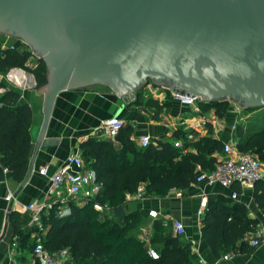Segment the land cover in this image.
<instances>
[{
  "label": "water",
  "instance_id": "95a60500",
  "mask_svg": "<svg viewBox=\"0 0 264 264\" xmlns=\"http://www.w3.org/2000/svg\"><path fill=\"white\" fill-rule=\"evenodd\" d=\"M0 35L45 66L32 161L53 101L68 89L107 87L127 107L149 80L201 102L264 109V0H0ZM113 216L125 214L118 207Z\"/></svg>",
  "mask_w": 264,
  "mask_h": 264
},
{
  "label": "trees",
  "instance_id": "16d2710c",
  "mask_svg": "<svg viewBox=\"0 0 264 264\" xmlns=\"http://www.w3.org/2000/svg\"><path fill=\"white\" fill-rule=\"evenodd\" d=\"M13 40L15 44L12 46L0 48V74L20 70L32 76L35 88L40 89L46 84L43 61L34 59L22 43ZM19 97L20 94L12 89H5L0 95V181L7 176L16 184L22 183L25 177L31 151L28 132L31 111L27 105L18 104ZM134 104L152 109L154 121L168 107L167 102L158 104L150 98L144 100L140 93H136ZM198 106L202 111L213 109L218 117H223L228 110V102H199ZM253 111L261 112L263 129L246 134L243 127L237 126L233 139L238 151L254 155L264 163V109L242 108V113ZM130 133L127 125L119 130L115 139L120 144L118 152L113 150L111 142L93 137L78 147L84 167L95 173L96 182L100 184L96 202L106 204L112 211L121 207L125 194L134 193L139 184H143L144 194L158 198L171 190L187 189L194 183L195 168L211 172L216 162L213 154H220L222 148V143L211 137L209 129L205 136L190 142L185 141L184 132L174 131L172 138L181 141V148H175L172 141L161 139H150L145 148H137L129 141ZM185 148L193 149L194 153H183ZM2 170L6 173L3 174ZM252 199L264 215V177L253 184ZM25 221L10 212L8 224L21 242L28 240V233L37 232ZM140 221L136 212L127 214L123 220H117L112 212L100 215L88 203L71 207L69 215L62 218H57L53 211L42 215L40 225L44 234L40 240L47 252L67 249L69 264H195L196 256L191 253L190 244L173 237L171 230L163 229L159 220L151 222L149 242L157 259H150L146 245L129 235ZM200 224V234L206 246L214 258H219L234 251L248 253L242 240L247 233L253 232L257 222L246 217L242 205L213 198L207 200Z\"/></svg>",
  "mask_w": 264,
  "mask_h": 264
},
{
  "label": "crops",
  "instance_id": "0c3cea01",
  "mask_svg": "<svg viewBox=\"0 0 264 264\" xmlns=\"http://www.w3.org/2000/svg\"><path fill=\"white\" fill-rule=\"evenodd\" d=\"M0 86L4 88H0V95L5 89L17 91L20 94L18 104L27 105L31 111L28 130L31 151L25 177L20 184L14 183L7 176L0 181V234L7 205L10 201L6 202L4 198L7 195L12 196L17 192L12 200L10 212L23 217L28 226V216L20 214V207L43 199L49 187L48 177L62 166L68 155L75 154L80 156L79 145L87 138L93 137L94 129L109 118L116 117L121 119L124 125L130 127V142H132L131 139L135 140L139 136L147 135L153 140H169L173 143L176 139L172 138V133L176 130H181L185 134L188 131H192L196 139L205 136L209 129L211 137L222 143L227 141L229 136L233 138L237 126L243 127V131L246 134L263 129L260 111L248 113V117H244L245 120L242 119V122L240 119H237L234 130L230 131L233 115L229 112V107L223 117L216 116L214 110L211 109L207 111L201 110V115H197L193 113L191 107H186L172 101L167 93H164V95L160 94L158 96V101L161 100V97L165 96L166 99L163 103L167 102L168 107L162 110L158 114L157 120L154 121L152 119V109L138 106L134 103L127 107H122L118 97L111 91L103 89H68L58 93L55 97L48 122L32 161L43 122L42 108L44 96L43 94H36V91L39 89L35 88L32 76L16 69L0 74ZM144 87L140 92L141 98L144 100L151 99L149 94L150 87ZM158 104H162V102ZM250 115L251 119H248ZM201 118H205L208 121L205 127H201L198 124ZM132 143L139 148L134 142ZM112 148L118 152L120 144L115 141L112 143ZM183 150V153H194V150L191 148ZM213 157L217 160L219 154L215 153ZM44 168L47 172L46 176L42 177L38 172ZM138 187L143 189V184H139ZM230 191L236 193V200L232 201L229 198ZM134 193L125 194L124 203L121 208L125 216L133 212L140 215L141 221L138 226L129 233V235L136 237L139 241H141L139 235L142 231H147L151 237V222L154 220L148 218L147 213L154 211L158 216L155 220H159L160 222H162V219L178 220L182 224L184 235L179 238L182 243L190 244L191 253L196 256L195 264H264V246H250V241L260 240L264 234V215L256 207L252 199V187L240 189L237 185H233L229 189L219 186L210 188L205 183L195 184L194 182L185 190H171L166 196L161 198L146 195L142 191L143 195L141 199L135 200L133 199ZM201 195H206L207 200L222 198L230 203L240 204L246 210V217L257 222L253 232L247 233L242 240L248 248V253L234 251L233 259L228 261L221 260L223 255L219 258L212 256L201 237L200 218L196 216ZM64 209L67 211V215H69L71 207L66 206ZM111 212L113 215L112 210L108 214ZM28 234V240L21 242L18 239V234L14 235L11 226L7 223L5 234L0 240V264H38L31 255L30 250V244L33 242L35 236H37V233L32 232ZM43 234L44 230L42 236ZM149 248L153 250L150 243Z\"/></svg>",
  "mask_w": 264,
  "mask_h": 264
},
{
  "label": "built area",
  "instance_id": "2783aa9c",
  "mask_svg": "<svg viewBox=\"0 0 264 264\" xmlns=\"http://www.w3.org/2000/svg\"><path fill=\"white\" fill-rule=\"evenodd\" d=\"M150 87L149 94L151 99L157 103L164 102L165 96L161 97L158 101L160 94L167 93L172 101L178 102L180 105L191 107L194 114L201 115L202 111L198 106L201 101L196 98H187L170 93L166 88L157 85H146L144 88ZM229 112L233 115V120L230 126V131H233L237 119H239L242 108L233 104L229 108ZM213 110V109H211ZM208 121L201 118L200 126L205 127ZM124 126V122L118 118H109L101 123L99 127L94 129L93 137L101 140H107L111 143L115 142L119 130ZM195 139L192 131L185 134V141L190 142ZM139 148H145L150 137L142 135L132 140ZM175 148H181L182 143L180 140L173 142ZM182 152H184L182 150ZM46 169L40 170V176H46ZM5 174L6 171L2 170ZM264 177L262 164L249 153L240 152L236 148V141L229 136L228 140L222 142L221 152L218 159L214 164V169L211 172H204L199 167L195 168V184L205 183L208 187L219 186L224 189H229L233 185H237L240 189L251 188L253 184ZM49 187L44 198L41 200L33 201L28 205L20 207V214L28 216V226L37 229V236L33 240L31 248V255L35 258L38 264H64L68 261L67 249H60L53 252H47L42 244L40 237L42 236L43 229L40 225V217L48 211H53L57 218H62L67 215L64 209L66 206L82 207L91 203L92 209L100 215L108 214L111 209L106 204L96 202V197L100 192V185L96 182L95 173L84 167V164L79 155H68L62 166L48 177ZM143 189L138 187L133 195V199L139 200L142 197ZM11 196L7 195L4 200L8 202ZM229 198L234 201L237 198L235 192L230 191ZM207 205L206 195H201L198 202V209L196 216L201 218ZM147 217L151 220L157 219V213L149 211ZM162 228L170 229L173 237H182L184 235V228L178 220L162 219ZM139 239L146 245L147 256L155 260L157 254L149 248L150 235L147 231H142ZM251 247L264 246V234L260 240L250 241ZM234 253H227L221 257V260L228 261L233 259ZM202 264V263H199Z\"/></svg>",
  "mask_w": 264,
  "mask_h": 264
},
{
  "label": "rangeland",
  "instance_id": "374dc122",
  "mask_svg": "<svg viewBox=\"0 0 264 264\" xmlns=\"http://www.w3.org/2000/svg\"><path fill=\"white\" fill-rule=\"evenodd\" d=\"M0 42H1V46H0V48L1 49H3V48H5V47H7V46H12L13 44H15V42H14V40L13 39H11V38H7V37H1L0 38ZM25 49H27L29 52H31V50L28 48V47H26V46H24L23 44H21ZM32 53V52H31ZM32 56H33V58L34 59H37L36 58V56L35 55H33V53H32ZM146 85H148V86H150L151 85V81H146L145 82V84L144 85H142V86H140L137 90H136V92L135 93H140L141 92V89L144 87V86H146ZM152 85H154V84H152ZM103 89V90H105V91H109V89L107 88V87H102V86H99V85H90V86H86V87H84V88H81V89H95V90H99V89ZM143 95V94H142ZM144 97V96H143ZM233 104L234 103H232V102H228V107L230 108V107H232L233 106ZM248 113H240V116H239V119H240V121L242 122V119L243 120H245V118L246 117H248V115H247ZM245 117V118H244ZM248 119H251V115H250V118H248ZM262 166H263V170H264V164H262ZM31 242V241H30Z\"/></svg>",
  "mask_w": 264,
  "mask_h": 264
}]
</instances>
